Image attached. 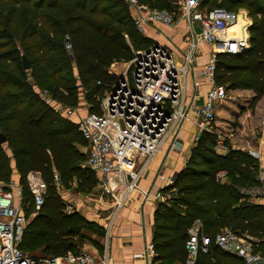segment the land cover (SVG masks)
Instances as JSON below:
<instances>
[{"label": "trees", "instance_id": "16d2710c", "mask_svg": "<svg viewBox=\"0 0 264 264\" xmlns=\"http://www.w3.org/2000/svg\"><path fill=\"white\" fill-rule=\"evenodd\" d=\"M139 1L162 7L159 10L174 9L170 0ZM236 6H246L253 18L250 47L236 55L217 56L216 83L226 91H253L256 104L264 97V0L205 3L209 9L220 7L229 12ZM147 43L125 0H0V133L6 138L0 144V182H11L12 159L20 177L24 213L30 220L20 246L28 256L66 257L79 253L90 230L97 232L98 239L105 236L97 225L66 211L54 171L65 188L76 178L82 193L95 187L96 175L83 167L88 144L77 124L55 113L39 91L46 90L70 108H77L83 100L90 112H98L115 83L109 66L130 62L135 49L149 48ZM23 57L31 65L29 71L23 68ZM29 76L33 82L27 81ZM220 112L233 121L219 116ZM240 114L225 103L215 105L216 121L235 124ZM218 142L216 134L203 133L186 169L163 191L169 194V202L156 211L155 262L186 263L188 230L196 220L209 236L229 227L264 245V205L248 202L240 194V188L259 184L260 164L248 153L232 149L219 155ZM33 171L43 175L48 191L43 207L31 219L35 208L26 177ZM220 171L227 172L224 182L216 180ZM94 243L100 247L98 240ZM212 256L230 258L212 245L208 254L198 256L196 264H213Z\"/></svg>", "mask_w": 264, "mask_h": 264}, {"label": "built area", "instance_id": "2783aa9c", "mask_svg": "<svg viewBox=\"0 0 264 264\" xmlns=\"http://www.w3.org/2000/svg\"><path fill=\"white\" fill-rule=\"evenodd\" d=\"M125 1L135 13L134 22L140 33L149 25L173 26L185 20L191 36L189 50L180 66L170 49L163 45L155 44L135 51L127 71L102 99L99 111H89L75 122L88 144L87 167L102 177L118 175L125 183L119 205L137 187L139 173L135 170L138 161H142L144 168L164 145L170 144V149L180 148L178 133L189 120L190 113L195 115V123L202 133L216 134L215 105L229 99L225 88L216 83L217 56L236 55L249 48V36L237 38L228 31L238 22V14L220 7L209 9L205 7L208 0H180L177 18L171 12L152 8L139 0ZM194 25H198V33L192 31ZM246 26L244 33L249 31ZM200 42L211 48L208 64L198 71L212 84L202 105L196 103L198 95L187 102L186 88V78L192 71ZM39 94L61 117L71 119L77 115V108L58 103L46 90ZM218 145L222 148V143L218 142ZM249 155L256 161L261 160L257 151H250ZM226 176V171H220L216 180L223 182ZM54 180L59 186L58 175ZM26 181L33 198L34 215H37L45 203L48 185L37 171L30 172ZM258 181V185L240 188V194L251 200H264V175H259ZM17 189L22 188L0 182V264H108L107 255L98 259L86 251L52 259L25 254L20 246L29 222L22 204L16 202L14 193ZM201 226L199 224L191 231L187 241L188 264H196L199 254H208L212 245L243 260L244 264H252L261 258L254 254L255 245L233 230L228 228L209 236L202 233ZM148 251L154 255L152 244L148 245Z\"/></svg>", "mask_w": 264, "mask_h": 264}, {"label": "crops", "instance_id": "0c3cea01", "mask_svg": "<svg viewBox=\"0 0 264 264\" xmlns=\"http://www.w3.org/2000/svg\"><path fill=\"white\" fill-rule=\"evenodd\" d=\"M179 7L180 0L174 4L175 10L170 11L175 14V18L179 16ZM129 9L134 19L135 13L130 7ZM237 23L238 26L228 30L229 34L237 38H248V36L250 38L249 31L244 33L245 22L240 18ZM192 31L198 33V25H194ZM140 34L147 40V46L155 44L163 45L170 49L178 66L183 64L184 56L189 50V37L191 36L190 26L185 20H181L173 26L161 24L149 25ZM210 57V46L204 42H200L195 52V63H193L192 71L186 78L187 102L195 95H198V99L196 100L198 105H202L205 102L206 95L211 89L212 84L207 79L201 77L198 71L208 64ZM231 93L236 96L235 99L232 97L225 104L241 114L237 122L232 124V126L225 124L219 125L218 127L217 124L216 135L220 144L222 143V148L219 145L217 146V153L225 156L231 149L248 154L250 151H257L261 156V160L257 161L260 164L258 178L259 175H264V97L256 104H253L255 96L253 91L234 90ZM77 111V115L70 119L74 123L78 118L85 117L89 112V108L85 115L82 111ZM195 121V115L190 113L189 120L184 123L178 133L179 149H170V144H166L153 157L149 165L143 168L141 160L136 163L135 172L139 173L137 176V187L127 195L128 197L123 200L121 205L118 203L122 200L121 196L125 190V183L120 180V177L118 175L102 177L88 168L85 162L83 167L90 169L96 175L97 187L91 193V200L86 199L87 196L85 193H72L71 189H67L68 194L66 193V195L71 196L66 200L62 198L67 206V213H78L87 222L103 229L105 236L98 239L97 232L90 230L86 234L87 239L79 245L80 249L98 259L105 258L107 255L108 264H181L180 262L172 260L155 262L156 252L154 250V255H151L152 253L148 251V245L152 244L154 246L157 208L160 204H168L169 202V194H165L163 191L168 187H172L179 174L186 169L192 151L203 134ZM223 130L228 131V133L225 132L223 134L224 137L220 134ZM87 150L89 149L87 148ZM11 163L13 174L15 173L16 175L18 172L15 168V161L11 159ZM54 172L57 175V172ZM74 181L77 185L76 178ZM10 183L16 185V187H21L20 177L18 175L15 178L13 177ZM56 187L58 191L61 190V182ZM14 194L16 202L22 204V189H17ZM245 199L253 204L264 205V200L262 199ZM71 201L75 202L74 205L70 204ZM70 206L75 208L72 209ZM35 216L32 214L31 219ZM199 224L202 225L201 230L204 233L202 222L196 220L188 230L189 236L191 231L197 228ZM228 228L225 227L221 231ZM242 236L249 239L255 245V255L260 257L264 256V245L257 244L259 241L247 233L242 234ZM95 240H98L100 247L94 243ZM224 253L230 258L217 259L212 256L211 263L240 264L241 259L229 253ZM189 260L190 255L188 253L185 264H188Z\"/></svg>", "mask_w": 264, "mask_h": 264}, {"label": "rangeland", "instance_id": "374dc122", "mask_svg": "<svg viewBox=\"0 0 264 264\" xmlns=\"http://www.w3.org/2000/svg\"><path fill=\"white\" fill-rule=\"evenodd\" d=\"M171 2H172V4L174 5L175 4V2H177V1H179V0H170ZM215 5H218V2L217 3H214ZM224 5L222 4V7H223ZM153 7H155V8H158V9H160V8H162V7H160V6H156V5H154ZM224 8H226V7H224ZM231 13H235V14H238V21H239V19L241 18L242 20H243V22H245V25H247L246 27L248 28H250V25H252L253 24V18H251L250 17V14H249V12H248V8L246 7V6H236V7H233L232 8V10L230 11ZM99 20V19H98ZM101 21H102V19H100ZM248 23V24H247ZM234 28V27H233ZM68 46V45H67ZM70 46V45H69ZM68 48V47H67ZM144 48V47H143ZM143 48H140V49H143ZM68 49H70V48H68ZM135 50H138L137 48L135 49ZM128 63L129 62H116V63H113L112 65H110L109 66V68H108V70H109V72L111 73V74H117V75H119V74H121V73H124V72H126L127 71V69H128ZM8 64L9 65H12L10 62H8ZM30 70V69H29ZM29 70H26V71H29ZM27 81L28 82H33V80H32V78L29 76L28 77V79H27ZM232 91H227V93H228V96H229V99H232V97H233V99H235V95L234 94H232L231 93ZM83 97H84V94H81V98L83 99ZM234 101V100H233ZM232 102V101H231ZM88 106L86 105V103L82 100V102L79 104V106L77 107V110H79V112H83V114L85 115L86 113H87V108ZM228 107H230L229 105H228ZM83 115V116H84ZM219 116H221V117H224V118H226V119H228L229 121H233V119L231 118V116L230 115H228V114H225V113H223V112H220L219 113ZM218 116V117H219ZM229 121H227V123L225 122H219V120L218 121H216V123L218 124V127H219V125H227V126H232V124L229 122ZM217 126H216V129L218 128ZM228 133V131H225V130H223V132L221 131V135L224 137V133ZM5 149H6V152L11 156V151L8 149V147H5ZM84 153H86V157H85V162H86V160H87V157H88V150L87 149H84ZM85 162H84V164H85ZM18 175V173L15 175V173L12 175V178L14 177H16ZM18 177H19V175H18ZM75 182V181H74ZM72 183L68 188H65V187H62L61 188V190H59V193L61 194V196L66 200V199H68L71 195H66V193L68 194V191H67V189H71V191H72V193H79V191H78V189H77V185L75 184V183ZM97 187V184L95 185V187L90 191V192H86L85 193V195L87 196V200L88 199H90L91 200V198H92V195H91V193L95 190V188ZM84 194V193H83ZM73 195V194H72ZM89 200V201H90ZM74 201L72 202H70V204L71 205H74ZM26 204V203H25ZM70 208H72V209H74L75 207H73V206H70ZM34 214V213H33ZM31 217H32V214H31ZM81 244V243H80ZM80 252H83V250L82 249H80L79 250V253Z\"/></svg>", "mask_w": 264, "mask_h": 264}, {"label": "water", "instance_id": "95a60500", "mask_svg": "<svg viewBox=\"0 0 264 264\" xmlns=\"http://www.w3.org/2000/svg\"><path fill=\"white\" fill-rule=\"evenodd\" d=\"M249 41H250V38H249ZM30 67H31V65H30L29 61L27 60V58L26 57H23V68L25 70H29ZM113 77H114L115 82H116L117 79H121L122 78V73L120 75L113 74ZM5 143H6L5 136L2 133H0V144H5ZM252 264H264V256L261 257V258H259L258 260H256Z\"/></svg>", "mask_w": 264, "mask_h": 264}, {"label": "bare ground", "instance_id": "6f19581e", "mask_svg": "<svg viewBox=\"0 0 264 264\" xmlns=\"http://www.w3.org/2000/svg\"><path fill=\"white\" fill-rule=\"evenodd\" d=\"M236 25H237V23H236L234 26H232V27H235ZM232 27H231V28H232Z\"/></svg>", "mask_w": 264, "mask_h": 264}]
</instances>
